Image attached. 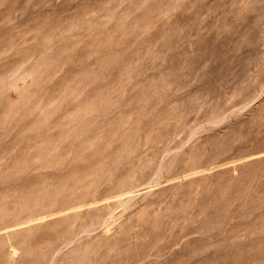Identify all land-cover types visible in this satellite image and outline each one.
<instances>
[{
    "label": "rangeland",
    "instance_id": "rangeland-1",
    "mask_svg": "<svg viewBox=\"0 0 264 264\" xmlns=\"http://www.w3.org/2000/svg\"><path fill=\"white\" fill-rule=\"evenodd\" d=\"M0 264H264V0H0Z\"/></svg>",
    "mask_w": 264,
    "mask_h": 264
}]
</instances>
